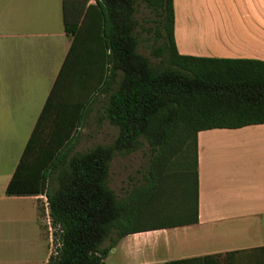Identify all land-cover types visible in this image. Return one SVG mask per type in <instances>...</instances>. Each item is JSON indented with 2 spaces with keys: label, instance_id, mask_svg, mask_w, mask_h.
I'll use <instances>...</instances> for the list:
<instances>
[{
  "label": "trees",
  "instance_id": "obj_1",
  "mask_svg": "<svg viewBox=\"0 0 264 264\" xmlns=\"http://www.w3.org/2000/svg\"><path fill=\"white\" fill-rule=\"evenodd\" d=\"M68 4L63 3L64 26L71 45L5 193L46 197L56 240L46 264H104L129 235L196 222V135L264 124V62L179 55L173 0H83L73 8V21L66 17ZM139 4L158 18L159 44L150 53L158 64L138 52ZM101 95H107L104 118L117 137L71 154ZM144 147L151 158L143 182L118 199L108 185L111 161ZM180 149V174L192 172L193 199L183 190L175 211L171 206L161 212L163 195L173 198L165 183L175 177L167 175L168 163ZM162 213L169 222L147 226L151 218L165 221ZM168 264H264V247Z\"/></svg>",
  "mask_w": 264,
  "mask_h": 264
},
{
  "label": "crops",
  "instance_id": "obj_2",
  "mask_svg": "<svg viewBox=\"0 0 264 264\" xmlns=\"http://www.w3.org/2000/svg\"><path fill=\"white\" fill-rule=\"evenodd\" d=\"M64 1L73 21L83 0H0V264H42L43 196L5 189L71 45ZM173 11L179 55L264 62V0H173ZM196 144V222L125 237L133 264L264 247V124L199 131Z\"/></svg>",
  "mask_w": 264,
  "mask_h": 264
},
{
  "label": "rangeland",
  "instance_id": "obj_3",
  "mask_svg": "<svg viewBox=\"0 0 264 264\" xmlns=\"http://www.w3.org/2000/svg\"><path fill=\"white\" fill-rule=\"evenodd\" d=\"M136 19L139 22L138 31V52L148 57L152 63L158 64L159 60L151 56V48L158 45L159 41H156L155 33L157 27L158 18L151 13L143 4L137 6ZM53 28L52 23L43 24V33H51ZM48 41V39H43V43ZM107 101V95L98 96L96 101L90 107L89 113L85 120L84 126L77 131V141L74 145L73 153H85L86 151L98 146V145H110L115 140L118 135V130L112 126L107 119L104 118V107ZM20 150L10 152V167L14 163V157L18 156ZM185 156L184 150L172 154L169 160V173L175 175L173 179H167L165 183V188L167 185H171V193L173 198L170 200L167 199V194L164 196V201H161L159 210L163 212L165 209H169L171 206L172 211H175L173 207H177V204H180L178 200L182 201L180 198L182 191L187 192V198L189 200L193 199L194 194V181L192 177V172L186 176H181V172L185 169L182 167L185 161H183ZM190 157L192 158V152L190 151ZM151 155L147 147H144L141 151L131 153L126 157L114 156L111 161L109 169V179L108 185L109 188L114 192L118 199L125 197L126 193L133 190L139 184H142V177L147 169V165L150 161ZM182 164V165H181ZM187 170V169H186ZM54 187L57 186L56 181L52 184ZM181 193V194H180ZM163 200V199H162ZM43 201V210H48L46 197H42ZM178 210V209H177ZM42 218V247H41V263L44 264L47 253L50 251L51 254L55 251L56 240L54 237V229L51 227L50 219L47 221L44 219L45 215L43 213ZM165 221H158L157 219L151 218L147 223V226L153 227L157 225H162L169 222L167 220V215L160 216L165 217ZM21 231L17 232L20 239L23 237L20 236ZM27 237V236H26ZM24 237V238H26ZM133 240V236L130 237ZM128 240H125L121 247L117 245L115 248H112L106 258L103 260L104 264H133V256L129 255L126 252V245ZM109 242H105L103 247H107ZM111 253V251H114ZM14 250V246L11 245V251ZM37 262L36 264H38ZM13 264V263H11Z\"/></svg>",
  "mask_w": 264,
  "mask_h": 264
}]
</instances>
